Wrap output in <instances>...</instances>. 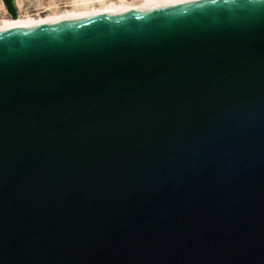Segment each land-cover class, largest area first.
<instances>
[{
    "label": "water",
    "instance_id": "water-1",
    "mask_svg": "<svg viewBox=\"0 0 264 264\" xmlns=\"http://www.w3.org/2000/svg\"><path fill=\"white\" fill-rule=\"evenodd\" d=\"M0 264H264V0L0 32Z\"/></svg>",
    "mask_w": 264,
    "mask_h": 264
},
{
    "label": "bare ground",
    "instance_id": "bare-ground-1",
    "mask_svg": "<svg viewBox=\"0 0 264 264\" xmlns=\"http://www.w3.org/2000/svg\"><path fill=\"white\" fill-rule=\"evenodd\" d=\"M207 0H68L62 8L58 0H15L17 18L0 16V32L27 29L57 22L105 15L175 7ZM28 2L30 5H28ZM3 12H6L1 1ZM34 7L36 13H31Z\"/></svg>",
    "mask_w": 264,
    "mask_h": 264
},
{
    "label": "rangeland",
    "instance_id": "rangeland-1",
    "mask_svg": "<svg viewBox=\"0 0 264 264\" xmlns=\"http://www.w3.org/2000/svg\"><path fill=\"white\" fill-rule=\"evenodd\" d=\"M1 1H3V3H4V8L6 9V12L5 11L3 12V8H2V6L0 4V16H6V17H9V18H12V15L10 14V12L8 10V8H7L6 4H5V1L4 0H0V3H1ZM67 1L68 0H58V2L60 3V6L62 8H65L67 6ZM111 1H113V0H111ZM28 5H30L29 2H28ZM30 11H31V13H36L34 7H31Z\"/></svg>",
    "mask_w": 264,
    "mask_h": 264
}]
</instances>
